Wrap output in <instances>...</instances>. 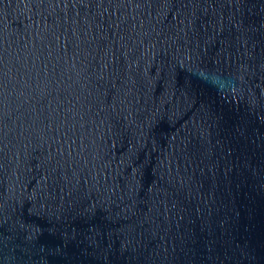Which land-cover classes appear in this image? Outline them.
<instances>
[{
	"label": "water",
	"instance_id": "obj_1",
	"mask_svg": "<svg viewBox=\"0 0 264 264\" xmlns=\"http://www.w3.org/2000/svg\"><path fill=\"white\" fill-rule=\"evenodd\" d=\"M0 264H264V0H0Z\"/></svg>",
	"mask_w": 264,
	"mask_h": 264
}]
</instances>
